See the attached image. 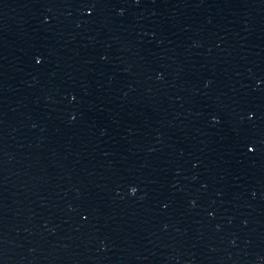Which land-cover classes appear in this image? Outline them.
Listing matches in <instances>:
<instances>
[{"label": "water", "instance_id": "1", "mask_svg": "<svg viewBox=\"0 0 264 264\" xmlns=\"http://www.w3.org/2000/svg\"><path fill=\"white\" fill-rule=\"evenodd\" d=\"M0 264H264V0H0Z\"/></svg>", "mask_w": 264, "mask_h": 264}]
</instances>
